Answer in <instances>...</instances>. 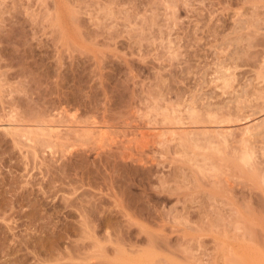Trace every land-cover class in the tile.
Wrapping results in <instances>:
<instances>
[{
  "label": "rangeland",
  "instance_id": "obj_1",
  "mask_svg": "<svg viewBox=\"0 0 264 264\" xmlns=\"http://www.w3.org/2000/svg\"><path fill=\"white\" fill-rule=\"evenodd\" d=\"M254 121L264 0H0V264H264Z\"/></svg>",
  "mask_w": 264,
  "mask_h": 264
},
{
  "label": "bare ground",
  "instance_id": "obj_2",
  "mask_svg": "<svg viewBox=\"0 0 264 264\" xmlns=\"http://www.w3.org/2000/svg\"><path fill=\"white\" fill-rule=\"evenodd\" d=\"M228 69H229V68H228ZM228 69H227V70H228ZM221 70H222V69H221ZM221 70L219 69V71H221ZM226 72H227V71H226ZM222 73H223V72H222ZM222 73H221V74H222ZM217 75H218V74H217ZM226 75H227V74H226ZM226 75H225V71H224V73H223L222 75H219V76L217 77V79H216L217 81H218V80L222 81V82H223L222 84H224L225 87L229 86V84H230V82H229V81H230V80H229L230 77L228 76V77H229V79H228V78H226ZM215 77H216V76H215ZM215 77H214V78H215ZM260 77H261V76H260ZM214 78H213V79H214ZM261 79H262V77H261ZM222 88H223V87H222ZM224 90H225V88H224ZM189 107H190V106H189ZM191 107H192V106H191ZM189 109H190V108H189ZM193 109H194V108H193ZM191 110H192V109H191ZM189 111H190V110H189ZM193 111H194V110H193ZM193 114H194V113H193ZM195 114H196V113H195ZM191 115H192V113H191ZM193 116H194V115H193ZM54 122H55V121H54ZM150 122H151V121H150ZM50 123H51V122H50ZM50 123H49V124H50ZM70 123H71V122H70ZM72 123H73V122H72ZM247 123H248V122H247ZM247 123H246V126H243V127H244V128H243L244 130H243V133H242V134H243V135H242L243 137H248V138H250V136L252 137V136L255 135V134L257 135V134H259L260 132H264V121H262V122H260V123L257 122V121H254V122L249 123V124H247ZM62 124H63V123H62ZM66 124H68V123H66ZM150 124H151V123H150ZM154 124H156V123H154ZM60 125H61V124H60ZM75 125H76V124H75ZM84 125H85V124H84ZM88 125H89V124H88ZM244 125H245V124H244ZM57 126H58V125H57ZM147 126H148V125H147ZM151 126H152V125H151ZM38 127H39V126H38ZM48 127H50V128H48V129L51 130V131H50L51 133L54 132V130L57 128L56 126H53V125H52V126L49 125ZM0 128H1V129L8 130L10 127H9V128H8V127H4V126L2 127V125H1ZM14 128H15V127H14ZM40 128H41V132H39V133L37 132V133L40 134V135L42 134V135H41V137H42L43 135H45V133H42V132H44L45 128H44V129H43V127H40ZM68 128H69V127H68ZM77 128H78V127H77ZM80 128H81V127H80ZM147 128H148V127H147ZM204 128H205V127H204ZM211 128H212V127H211ZM10 129H11V128H10ZM10 129H9V130H10ZM15 129H16V128H15ZM38 129H39V128H38ZM53 129H54V130H53ZM65 129H66V128H65ZM72 129H75V128L72 127ZM152 129H153V128H152ZM156 129H157V128H156ZM156 129H155V130H156ZM27 130H28V129H27ZM32 130H33V128H32ZM79 130H80V129H79ZM79 130H78V131H79ZM82 130H83V132H82V136H83V137H95V136L97 137V136H101V135H103V130H104V129H103L102 127H100V126H86V127L83 126V129H82ZM137 130H138V129H137ZM142 130H143V129H142ZM155 130H154V131H155ZM202 130H203V129H202ZM216 130H217V129H216ZM216 130H215V131H216ZM222 130L225 131V128L222 129ZM222 130H221V129H220V131L217 130L216 132H220V133L216 134V132H215V134L223 137V136L225 135L224 133H227V131H229L230 128H228V130L226 129L227 131H225V132L223 131V134H221V133H222ZM33 131H34V130H33ZM45 131H46V130H45ZM71 131H72V130H71ZM73 131H74V130H73ZM80 131H81V130H80ZM145 131H146V130H145ZM163 131H164V130H163ZM163 131H161V132H163ZM173 131H174V130H173ZM207 131H208V129H207ZM28 132H29V131H28ZM35 132H36V131H35ZM50 132H48V133L46 132V133H47L48 135H50V134H51ZM67 132H68V131H67ZM152 132H153V131H152ZM161 132H160V133H157V134H159V135L157 136L158 138H159V136H163L162 134H164V133H161ZM209 132H211V131H209ZM212 132H213V131H212ZM230 132H231V134H232L233 131L230 130V131H229V134H230ZM23 133H24V132H23ZM54 133H56V131H55ZM54 133H52V134H54ZM57 133H61V132L58 131ZM57 133H56V134H57ZM64 133H65V132H64ZM64 133H62V135H64ZM72 133H73V132H72ZM74 133H75V132H74ZM143 133H144V132H143ZM143 133H142V134H143ZM173 133H174V132H173ZM176 133H177V131H176ZM184 133H185V132H184ZM193 133H194V132H193ZM199 133H200V132H199ZM202 133H203V131H202ZM204 133H205V132H204ZM31 134L34 135V133H32V132H31ZM35 134H36V133H35ZM38 134H36V135H37L38 138H39L40 135H38ZM56 134H55V136H54V135H53V136H54V137H57ZM67 134H68V133H67ZM67 134H66V135H67ZM70 134H71V133H70ZM83 134H84V135H83ZM138 134H139V132H138ZM150 134H152V133H150ZM169 134H170V133H169ZM174 134H175V133H174ZM174 134H173V135H174ZM194 134H196V133H194ZM260 134H261V133H260ZM62 135H61V136H62ZM136 135H137V134H136ZM145 135H146V134H145ZM145 135H144V136H145ZM147 135H149V134H147ZM171 135H172V134H171ZM171 135H169V136H171ZM177 135H178V134H177ZM185 135H186V133H185ZM189 135H190V134H189ZM204 135H205V134H204ZM226 135H228V133H227ZM226 135H225V136H226ZM24 136H25V135H24ZM45 136H46V135H45ZM53 136H50V137L52 138ZM154 136L156 137V135H154ZM154 136H152V137H154ZM164 136H165V134H164ZM180 136H181V134H180ZM187 136H188V135H187ZM187 136H186V137H187ZM196 136H197V135H196ZM211 136H212V134H211ZM225 136H224V137H225ZM232 136H233V135H232ZM28 137H29V136H28ZM33 137H34V136H33ZM65 137H66V136H65ZM181 137H182V136H181ZM184 137H185V136H184ZM186 137H185V138H186ZM188 137H189V136H188ZM192 137H193V136H192ZM192 137H190V138H192ZM198 137H199V136H198ZM207 137H209V136H207ZM213 137H214V136H213ZM215 137H216V136H215ZM215 137H214V138H215ZM217 137H218V136H217ZM224 137H223V138H224ZM243 137H242V138H243ZM35 138H36V137H35ZM45 138H48V136L44 137V139H45ZM62 138H63V137H62ZM62 138H60V139H62ZM80 138H81V136H80ZM146 138H147V137H146ZM162 138H163V137H162ZM166 138H167V137H166ZM226 138H227V137H226ZM32 139H33V138H32ZM42 139H43V138H42ZM58 139H59V138H57V142H58ZM65 139H66V138H65ZM65 139H62V140H65ZM95 139H96V138H95ZM95 139H94V140H95ZM167 139H168V138H167ZM188 139H189V138H188ZM198 139H199V138H198ZM208 139H209V138H208ZM217 139H218V138H217ZM219 139H220V138H219ZM224 139H225V138H224ZM36 140H37V139H36ZM39 140H41V139H39ZM66 140H67V139H66ZM86 140H88V139H86ZM89 140H91V139H89ZM96 140H97V139H96ZM100 140H101V139H100ZM176 140H177V139H176ZM181 140H182V138H181ZM185 140H186V139H185ZM192 140H193V138H192ZM215 140H216V139H215ZM226 140H227V139H226ZM226 140H225V142H226ZM247 140H248V139H247ZM44 141H45V140H44ZM44 141H43V142H44ZM46 141H47V140H46ZM60 141H61V140H60ZM60 141H59V142H60ZM165 141H166V140H165ZM168 141H169V140H168ZM170 141H171V139H170ZM170 141H169V142H170ZM186 141H187V140H186ZM186 141H185V142H186ZM197 141H198V140H197ZM34 142H35V141H34ZM38 142H39V141H38ZM43 142H42V143H43ZM161 142H163V139H162ZM188 142H189V141H188ZM188 142H187V143H188ZM214 142H216V141H214ZM229 142H230V141H229ZM240 142H241V141H240ZM40 143H41V142H40ZM44 143H45V142H44ZM47 143H48V142H47ZM164 143H165V142H164ZM180 143H181V142H180ZM195 143H197V142L195 141ZM211 143H212V142H211ZM226 143H227V142H226ZM181 144H184V143H181ZM188 144H189V143H188ZM241 144L243 145L242 142H241ZM245 144H246V142H245ZM49 145H50V144H49ZM191 145H192V144H191ZM196 145H197V144H196ZM198 146H199V145H198ZM244 146H245V145H244ZM246 146H247V145H246ZM246 148H247V147H246ZM243 150H244V149H243ZM246 150L248 151V149H246ZM244 151H245V150H244ZM247 151L244 152V153H245V154L248 153V152L250 153L251 150L248 151V152H247ZM250 154H251V153H250ZM253 155H254V153H253ZM242 156H243V154H242ZM249 158H250L249 155H245V156H244V159H245V160H248ZM241 159H243V157H242ZM250 160H251V158H250ZM250 160H249V161H250ZM251 161H252V160H251ZM251 161H250V162H251ZM245 163H246V162H245ZM139 259H142V258H139ZM144 259H145V258H144ZM144 259H143V260H144ZM143 260H142V262H143ZM233 260L235 261L236 259L233 258ZM241 260H243V259H241ZM136 261H137V260H136ZM140 261H141V260H140ZM140 261H138V263H141ZM231 261H232V260H231ZM243 261H245V262L243 263V264H245L246 261H247L246 258H245ZM250 261H251V260H250ZM252 261H253V260H252ZM232 262H233V261H232ZM235 262H236V261H235ZM235 262H233V264H234ZM238 262H239V260H238ZM238 262H237V263H238ZM141 264H143V263H141ZM230 264H231V263H230ZM241 264H242V263H241Z\"/></svg>",
  "mask_w": 264,
  "mask_h": 264
}]
</instances>
